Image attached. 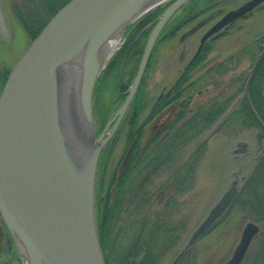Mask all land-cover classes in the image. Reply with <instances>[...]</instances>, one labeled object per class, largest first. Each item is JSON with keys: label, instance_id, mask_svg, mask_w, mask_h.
Instances as JSON below:
<instances>
[{"label": "water", "instance_id": "obj_1", "mask_svg": "<svg viewBox=\"0 0 264 264\" xmlns=\"http://www.w3.org/2000/svg\"><path fill=\"white\" fill-rule=\"evenodd\" d=\"M151 1L70 0L48 21L10 71L0 94V216L27 264H106L96 210L99 160L138 92L162 30L191 0H172L159 17L146 42L127 98L99 138L95 132L93 97L104 67L97 63V55L111 38L119 32L121 36L139 19L142 15H137ZM263 2L251 0L227 13L204 35L202 45ZM161 4L164 3L156 7ZM263 56L264 52L254 64L245 95ZM73 64L81 67L82 122L80 131L67 139L62 131L63 115L56 89ZM124 66L125 62L122 73ZM113 123L109 137L104 139ZM241 147L246 150L248 144L238 143L234 153L244 152ZM234 175L228 190L195 229L173 264H178L229 210L240 189L239 171ZM259 232L258 224L247 222L225 264H242Z\"/></svg>", "mask_w": 264, "mask_h": 264}, {"label": "trees", "instance_id": "obj_2", "mask_svg": "<svg viewBox=\"0 0 264 264\" xmlns=\"http://www.w3.org/2000/svg\"><path fill=\"white\" fill-rule=\"evenodd\" d=\"M40 1L41 7L36 4L35 0H31V6L14 7L16 15L31 41L39 35L57 11L70 0ZM220 3V0H193L188 5L190 9L192 8L191 11L197 13L198 9L205 8L191 17L189 16L191 11L186 10L181 13L183 16L181 23L174 28L168 27L165 34L160 37L159 43L173 38L187 21ZM164 9L165 7L147 14L138 21L136 26L131 27L130 32L134 29V33L126 35L128 43L121 49L120 54L118 53L121 57L120 67L126 56L128 65H133L135 67L134 74L136 73L148 34L143 35L134 44L132 43L139 30L157 20ZM192 68L186 70L175 83L174 89L177 92L190 81L189 73ZM9 73V69L0 65V93ZM117 75L119 76V73ZM133 76L127 83H122L120 87H117V79H115L113 87L108 92L111 94L110 96L108 93L107 96L104 93L101 95L98 91L96 112L101 129L125 100L126 91ZM202 80V77L191 80V84L187 87L188 89L193 88V90L185 103L192 99L196 85ZM263 83L264 59L261 61L249 88L252 105L264 124ZM244 84L243 80L238 92L244 91ZM233 97L234 95L228 96L223 100L221 97H215L191 111L192 115H189V112H180L176 120L166 128L167 134L160 143H158L159 136H156L143 148L139 147L143 129L153 120L155 112H151L147 121L137 127L143 107L140 96L136 97L131 108L133 113L132 128L129 131L127 148L121 158L118 170L108 185L103 179L98 180L96 190L98 232L106 264H161L164 257L178 247L181 239L180 233L184 230L185 225H173L171 221L176 209L179 208L178 197L191 187L201 154L190 157L179 165L175 172L163 182L159 192L154 194L155 197L149 192L148 187L164 167L168 168L166 164L172 160L173 154H179L181 147L200 137L218 123L233 102ZM182 108L186 109L184 106ZM234 118L240 119L241 125L244 127L260 129L261 141L264 139V128L253 116L247 100L240 105L239 109L232 112L224 123H228ZM154 198L159 205L155 209H153ZM234 211H242L249 221L260 224L261 232L258 236L263 235L259 242L251 247L243 264H264V232H262L264 230V151L251 174L242 182L229 211L208 233ZM192 254L193 251H189L179 264H185L187 258Z\"/></svg>", "mask_w": 264, "mask_h": 264}, {"label": "rangeland", "instance_id": "obj_3", "mask_svg": "<svg viewBox=\"0 0 264 264\" xmlns=\"http://www.w3.org/2000/svg\"><path fill=\"white\" fill-rule=\"evenodd\" d=\"M0 1L2 5V9H0L3 11V19L0 17V65L10 70L17 64L31 44V40L24 31L14 7L19 6L20 8L24 5L31 6L32 3L31 0ZM35 1L36 4L41 7V1ZM247 1L248 0H220V7L228 10L236 9ZM204 8L205 7L198 9L197 13ZM215 8H219V6ZM191 9L188 8L187 10L191 11ZM209 9L205 10V12L202 11L199 16L194 18V23L205 19L210 12L208 11ZM197 13L191 11L189 16H195ZM147 14H144V16ZM181 18L182 17H180V19ZM237 24H240L239 28L236 27L237 25L235 27L233 26L228 29L225 34L210 41L209 46L211 48V53L208 56L209 61L202 68L193 71L192 78L195 79L203 76L204 79L199 83L196 87L197 89L192 94L193 97L189 106L190 109H195L199 105L207 103L209 100L214 99L215 96L223 99L231 95H237L235 93L242 84V80L239 82L237 78L241 75L243 78L249 76L254 62L253 58L255 55L253 53H259V50L255 49L256 51H252V48L257 46V39L264 33V3L260 8L254 10L250 17L239 21ZM182 30L180 34L188 31L189 26ZM203 31L204 29L197 34H193L192 37L188 38L185 42V61L181 63L178 60L182 50L180 42H178L180 34L157 45L150 61L142 89V99L145 100L146 107L143 114L139 117L138 125L144 124V122L147 121L155 105V100L159 91L162 88H170L182 74L186 67V62L197 51ZM127 43L126 36H122L120 45L111 59L106 63L105 68L107 67V69L103 71V75L97 84L94 97L95 126H98L97 124L100 122H97V96L99 92L101 95L104 93L105 96H107L106 94L113 87V82L117 79V74L119 73L120 76L118 68H120L121 57L119 52ZM262 43H264V41ZM231 56H233L234 59L226 63L224 75H220L217 70L207 75L206 72L208 69L214 67L217 63L227 60ZM125 57L121 64H123ZM126 80H128V78ZM108 95L110 96L111 94L108 93ZM242 97L243 93L240 92L239 98L242 99ZM189 115H191V113H189ZM165 116L166 120L168 117L174 118L168 108L165 112ZM224 118L222 120L220 119L221 121L212 129L192 140L189 144L181 147L179 154H173L172 160L166 164L168 168L164 167V169L153 178V182L150 183L148 187L149 192L155 197L154 194L159 192L160 186H162L163 182L175 172L179 165L190 157L201 154L191 187L178 197L179 208L176 209L171 221L173 225H185L184 230L180 233L181 239L178 247L169 252L164 257L161 264H173L178 255L186 248L195 229L228 190L230 183L235 178L234 172L240 170L239 177L242 176L244 179L247 178L253 171L257 158L262 153L263 142L259 135L260 129L256 127H244L241 125V120L238 118L224 123ZM157 121V118H153L149 124L145 125L141 140L142 147L153 140L154 136L157 134L158 129L154 126ZM129 131L127 126L121 129V134L109 158H107V151L104 152V154L102 152L103 155L98 169L97 181L103 179L106 185H108L113 179L114 174L118 170L121 158L126 151ZM239 142H246L248 144L247 153H234V150L237 148L236 144ZM108 144L107 142L106 147ZM157 203L158 202H156L154 198L153 209L159 206ZM248 221L249 219L242 211H234L228 214L222 223L215 227L210 233L201 237L197 243L191 247L190 251H193V254L191 257L187 258L188 260L186 259L187 261L185 260V264H225L231 258L240 241L243 228ZM1 222L2 220L0 218V223ZM262 232H264V230H262ZM262 236L263 235H260L255 238L252 246L256 245ZM19 254L20 256L16 259H6L1 256L0 264H25L22 253L20 252Z\"/></svg>", "mask_w": 264, "mask_h": 264}, {"label": "flooded vegetation", "instance_id": "obj_4", "mask_svg": "<svg viewBox=\"0 0 264 264\" xmlns=\"http://www.w3.org/2000/svg\"><path fill=\"white\" fill-rule=\"evenodd\" d=\"M242 5H244V4H242ZM221 5H219V8H215V9H213V10H209L210 12H209V14L207 15V17L205 18V19H203V20H200V21H197V22H195L194 23V19L193 20H190V21H187V23L185 24V25H183L181 28H180V30L178 31V33L174 36V37H176V36H178V34H180V32H182L183 30L182 29H186L188 26H189V30L188 31H186V32H184L183 34H180V36L178 37V42H180V45H181V48H182V50H181V52H180V54H179V58H178V60H179V62L181 63V62H184L185 61V57H184V54H185V42L188 40V38H190V37H192V35L193 34H197L199 31H201V30H203L204 29V31L202 32V37L205 35V34H207V32L211 29V28H213L228 12H231V11H234V10H237L238 8H236V9H224L223 7H220ZM0 8L2 9V5H1V1H0ZM239 8H240V6H239ZM258 8H260V7H258ZM257 8V9H258ZM0 9V17H2V10ZM256 10V9H255ZM214 14H216V15H214ZM252 14V11L251 12H249L248 14H246V15H244V16H242V17H240L239 19H237V20H235V21H233V22H231V23H229L228 25H226L225 27H223V29H221L218 33H216L217 35H215L214 37H212V38H210L206 43H205V45L204 46H201V41L202 40H200V44H199V46H198V48H197V51L193 54V56L186 62V67L184 68V71L182 72V74L186 71V70H188V69H190L191 67H193L191 70V72L189 73V76H190V81L188 82V83H186L185 85H183L181 88H180V90L177 92L175 89H174V87H175V83L178 81V79L180 78V76L182 75H180L179 77H178V79L174 82V84L170 87V88H162L160 91H159V94H158V96H157V98H156V100H155V105L153 106V109H152V111L151 112H155V115H154V119L155 118H157L158 119V121H157V123L154 125V126H156L157 127V129H158V132H157V134L154 136V138H156V136H159V139H160V141L158 142V143H160L161 142V139H163L165 136H166V132H165V130H166V128L168 127V126H170L175 120H176V118H177V115H179L180 114V112H183V111H185V112H188L189 111V113H191V111H194L195 109H190L189 108V106H190V104H191V101H192V99L188 102V103H185V102H187L186 101V99H187V97H190V93L192 92V90H193V88H189L188 89V85L189 84H191V80H195V79H199V78H203L204 79V77L203 76H201V77H198V78H192V73H193V71H195V70H198V69H200V68H202L208 61H209V59H208V56L210 55V53H211V48H210V46H209V43H210V41H212L214 38H216V37H218V36H220V35H222V34H225L226 32H227V30L228 29H230V28H232L233 26L235 27L236 25V27H240V24H237L239 21H241V20H243V19H245V18H248V17H250V15ZM176 17V16H175ZM2 19H3V17H2ZM182 19L183 18H181V19H177V21H173V20H171L170 21V23L168 24V26L167 27H170V28H174V27H176V26H178L180 23H181V21H182ZM194 23V24H193ZM150 26H151V23L150 24H147L146 26H144V27H142L140 30H139V32L137 33L138 35H137V37L135 38V41L132 43V44H134L136 41H138L144 34H147V33H149V28H150ZM134 28V27H133ZM130 29L131 28H129L127 31H126V33L125 34H133L134 33V29L130 32ZM182 30V31H181ZM202 37H201V39H202ZM264 43H258L257 41H256V47L255 48H252V51H256L255 49H257V50H259V53L258 54H255V53H253L255 56H254V58H253V64L256 62V60H257V58H258V56L262 53V52H264V47H262V45H263ZM202 51H204L203 52V54L202 55H200L201 53H202ZM212 52H213V50H212ZM238 53V52H237ZM239 54V53H238ZM234 58H233V56H231L230 58H228L227 60H225V61H223V62H220V63H217L214 67H211L210 69H208L207 70V75L208 74H210V73H212V72H214V71H219V73H220V75H224V73H225V65H226V63L227 62H230L231 60H233ZM263 59H264V57H263ZM262 59V60H263ZM253 66V65H252ZM134 69H135V67L133 66V65H131V66H129V65H127L126 66V70H125V72H124V76H123V79H122V81L118 84V87H120V85L122 84V83H127L130 79H131V77L133 76V74H134ZM252 70V69H251ZM250 74H251V72H250ZM250 74H249V76H247V77H244L243 78V76L241 75V76H239L238 78H237V81L239 80V82H240V80H242V83H243V80H244V91H245V88H246V84H247V82H248V80H249V78H250ZM146 75H147V73H146ZM145 75V76H146ZM206 75V74H205ZM128 78V80H126ZM254 80V79H253ZM253 80L251 81V83L249 84V87H248V97L246 96V95H244L243 94V97H242V99H240L239 98V96H240V92H238V90L236 91V93L235 94H237V95H234V99H233V102L231 103V105L233 104V103H235V102H237L238 101V105H237V109H239V107H240V105L245 101V100H247V102H248V105H249V107H250V110H251V105H250V103H252L251 102V99H250V95H249V88H250V86H251V84H252V82H253ZM144 82H145V79H144ZM199 85V83L196 85V87ZM263 86H264V83H263ZM195 87V89H194V91L197 89ZM240 87V86H239ZM143 84L141 83V86H140V88H139V91H138V94H137V96L139 95L140 96V98H141V105H142V112H141V114L139 115V117L143 114V112H144V110H145V107H146V103H145V100L144 99H142L143 97ZM239 89V88H238ZM244 91H243V93H244ZM180 93V94H179ZM242 93V92H241ZM263 93H264V91H263ZM232 96V95H231ZM237 96V97H236ZM215 97H218V96H215ZM219 98V97H218ZM239 98V99H238ZM223 99H225V98H223ZM223 99H221V100H223ZM182 106H184V107H186V109H183L182 108ZM167 108L168 109H170V113L172 114V116L174 117L173 119L170 117H168V119L166 120V116H165V112H166V110H167ZM230 108V107H229ZM228 108V109H229ZM177 110H178V112H177ZM167 114V113H166ZM193 114V112L191 113V115ZM109 121V120H108ZM132 121H133V113H132V109H129L128 110V112L126 113V115H125V117H124V119L121 121V123L119 124V126H118V128L116 129V131L114 132V134L112 135V137L110 138V140L108 141V145H107V147L105 148V150H104V152H106L107 151V158H109V156H110V154L112 153V151H113V149L115 148V145H116V143H117V141H118V138H119V136H120V134H121V129L124 127V126H127L128 128H129V130L132 128ZM108 123V122H107ZM107 123L104 125V127L101 129V123H98L97 125L98 126H96V134H97V137H99L102 133H103V130L105 129V127H106V125H107ZM113 126H114V124L109 128V130H108V132L105 134V136H104V139L105 138H108L109 137V132L112 130V128H113ZM137 127H139V125L137 124ZM161 134H163V135H161ZM165 134V135H164ZM260 134V133H259ZM142 136H143V133H142ZM153 138V139H154ZM142 140V139H141ZM262 142H264V139L262 140ZM139 147L140 148H143L142 146H141V141H140V143H139ZM237 146H238V144H237ZM237 149V148H236ZM240 149H242V150H244V152H242V154L243 153H247L248 152V147L246 148V150L243 148V147H241ZM104 152H103V154H104ZM102 154V155H103ZM263 155V151H262V153H261V155L257 158V160L261 157ZM101 158H102V156H101ZM257 162V161H256ZM5 257L6 259H8V258H13V259H16V258H18V256H20V254H19V249H18V247L16 246V244L14 243V241L11 239V237H10V234H9V232H8V230L6 229V226L4 225V223L3 222H1L0 223V257Z\"/></svg>", "mask_w": 264, "mask_h": 264}, {"label": "bare ground", "instance_id": "obj_5", "mask_svg": "<svg viewBox=\"0 0 264 264\" xmlns=\"http://www.w3.org/2000/svg\"><path fill=\"white\" fill-rule=\"evenodd\" d=\"M165 1L168 0H152L137 16L147 13L151 8L156 7L159 3H164ZM119 34L120 32L117 33V35H115L113 38H111L103 47V49L98 53L97 63L101 64L102 67H104L106 63L111 59L112 55L120 45L121 36ZM80 79L81 67L78 64H73L60 78L56 89L58 100L61 105V112L63 115L62 131L63 135H65L67 139L72 137L75 131L78 132L80 131L79 129H81L80 123L82 122V119L79 106ZM77 121H79V123Z\"/></svg>", "mask_w": 264, "mask_h": 264}]
</instances>
